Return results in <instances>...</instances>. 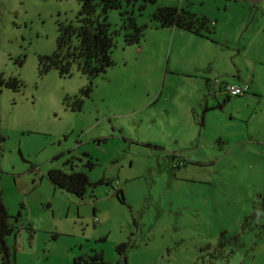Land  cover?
I'll use <instances>...</instances> for the list:
<instances>
[{
    "label": "rangeland",
    "instance_id": "obj_1",
    "mask_svg": "<svg viewBox=\"0 0 264 264\" xmlns=\"http://www.w3.org/2000/svg\"><path fill=\"white\" fill-rule=\"evenodd\" d=\"M140 5L106 13L114 65L88 78L76 64L66 76L38 72L78 0H0V76L21 81L0 91L13 264L94 252L118 264H264V218L249 219L264 200V0ZM163 6L205 16L207 29L161 27L151 17ZM126 12L145 25L138 44L124 43ZM245 83V94L225 91ZM53 168L103 183L79 199L52 184Z\"/></svg>",
    "mask_w": 264,
    "mask_h": 264
},
{
    "label": "trees",
    "instance_id": "obj_2",
    "mask_svg": "<svg viewBox=\"0 0 264 264\" xmlns=\"http://www.w3.org/2000/svg\"><path fill=\"white\" fill-rule=\"evenodd\" d=\"M80 10L75 18V22H58L57 47L51 55L38 56V72L40 75L46 74L51 69L58 71L59 75L66 76L70 73V67L77 65L78 70L93 78L104 73L107 68L114 65L111 56L112 48L115 46L114 33L110 24L106 21V13L112 9H119L123 2L134 4L140 2V7L154 0H78ZM100 6L101 13L96 15V9ZM123 28V40L127 45L138 44L144 36L145 25H139L135 19L126 12ZM152 20L161 27H179L191 33L201 35L203 29H207L208 19L205 16H198L188 10L178 9L173 6H163L156 9L152 14ZM12 88L17 91L21 87V81L15 77L4 79L0 76L1 87ZM89 88L82 89L80 93L88 95ZM80 96H74L69 106L72 110H80L82 107ZM202 125V121L200 122ZM1 140V137H0ZM67 163H70L68 161ZM87 166L92 168L94 164L88 160ZM47 178L53 185L68 193L76 195L79 199L87 196V189L90 186L103 183L100 179L96 183H91L88 175L83 172H66L59 168L50 169ZM115 194L120 200L121 189H117ZM10 215L3 201L0 190V264H13L11 252L7 244V236L14 231V226L9 220ZM264 218V200L254 208L249 219L251 222L260 221ZM127 243L122 242L117 245L116 250L120 255L126 251ZM74 264H118L109 263L104 260L101 252H94L87 257L78 256L74 259Z\"/></svg>",
    "mask_w": 264,
    "mask_h": 264
},
{
    "label": "built area",
    "instance_id": "obj_3",
    "mask_svg": "<svg viewBox=\"0 0 264 264\" xmlns=\"http://www.w3.org/2000/svg\"><path fill=\"white\" fill-rule=\"evenodd\" d=\"M248 84H230L226 85L225 91L229 94V96L235 95H242L248 91ZM179 165H183V162L180 161Z\"/></svg>",
    "mask_w": 264,
    "mask_h": 264
}]
</instances>
